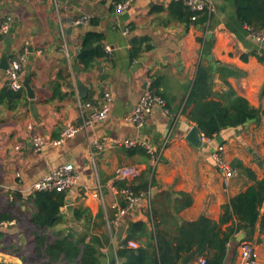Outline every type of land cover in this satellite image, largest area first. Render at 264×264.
<instances>
[{
  "label": "crops",
  "instance_id": "1",
  "mask_svg": "<svg viewBox=\"0 0 264 264\" xmlns=\"http://www.w3.org/2000/svg\"><path fill=\"white\" fill-rule=\"evenodd\" d=\"M175 1L191 11L187 0H132L124 10L116 9L115 0H61L58 19L52 0H0V23L11 19L8 33L0 37V60L3 55L9 60L24 54L23 78H29L34 91L31 98L25 88L20 90L15 109L0 104V208L20 194L21 208L27 211L20 224L12 220L0 229L14 236L18 245H26L34 232L41 236L46 231L45 237L53 239L58 231L86 232L88 238L107 230L112 248L102 251L114 252L130 222L143 221L153 228V202L157 209L170 212L169 223L192 221L201 214L218 220L221 206L252 184L236 161L264 179V114L259 121L220 132L223 156L235 170L226 178L213 156L217 141L190 144L186 137L195 124L183 113L199 65L210 62L225 67L214 71L213 91L227 90L229 85L264 110V61L258 57L264 59V42L259 44L238 20L233 0H211L205 23L177 17L170 10ZM89 31L103 34L105 55L84 69L78 55L82 37ZM133 40L138 54L132 59ZM6 80L5 69L0 68V91ZM80 82L87 88L85 97L79 95ZM145 89L162 97L165 107H155L144 126L137 128L124 117ZM105 103L106 116L84 124L93 107L100 109ZM69 126L78 131L53 144ZM33 135L46 143L39 151L32 145ZM130 139L135 144L125 145L124 140ZM143 142L157 153L156 162ZM65 162L74 164L79 182L66 191L61 222L39 230L30 223L36 210L30 199L31 184ZM126 165L137 166L138 177L117 178L115 169ZM143 182L147 190L135 193L137 201L119 216L117 211L126 202L122 184ZM76 208H87L89 220H74ZM260 211L264 213V201ZM247 240L257 251V264H264L260 218ZM228 246L224 264H242L239 244L233 241ZM14 248L0 249V264L24 263Z\"/></svg>",
  "mask_w": 264,
  "mask_h": 264
},
{
  "label": "trees",
  "instance_id": "2",
  "mask_svg": "<svg viewBox=\"0 0 264 264\" xmlns=\"http://www.w3.org/2000/svg\"><path fill=\"white\" fill-rule=\"evenodd\" d=\"M121 2L124 0H115ZM234 12L238 20L246 25L251 32L264 30V0H233ZM170 10L177 17L191 20L193 15L181 1L170 4ZM210 16L207 9L193 20L205 23ZM4 37V36H3ZM102 33L89 31L81 40L78 59L84 69L89 68L99 57L105 55L101 45ZM255 53V51H253ZM138 52L134 40L130 49L133 59ZM245 57V56H244ZM264 61L262 55H258ZM218 67L214 62L199 65L193 85L183 107L189 121L193 122L204 136L214 138L221 131L238 127L248 121H259L264 110L252 106L248 100L228 85L227 90L213 91L210 80ZM24 89V87H23ZM264 94V85L262 88ZM155 94V93H154ZM21 96L7 86L0 91V104L6 103L15 109ZM235 166L252 180V184L239 191L221 206L218 220L204 214L192 221L168 222L171 216L166 209H157L152 203L153 228L149 229L143 221L130 222L125 237L117 244L114 252L103 253V249L111 250V233L104 230L99 234L58 231L55 238L45 237L46 231L40 236L38 232L28 237L26 245H18L14 236L0 229V249L20 254L23 264H197L200 258L204 264H224L229 244L236 241V235L244 231L246 240L250 237L259 218L264 224V213L260 208L264 201V179H258L241 161ZM133 193L147 190V182L138 186L124 185ZM21 195L7 202L0 208V227L8 226L7 222L15 220L21 223L27 211L21 208ZM36 210L30 217V223L39 230L54 228L63 219L61 207L66 200V191L36 190L30 195ZM189 203V201H187ZM122 202L121 206H125ZM88 209L76 208L74 220H89ZM230 222V223H229ZM228 225L222 228L224 224ZM32 227V226H31ZM137 243L136 247L128 245V241ZM27 246V247H26ZM27 248L28 254L25 253ZM20 252V253H19ZM38 260V263L36 262Z\"/></svg>",
  "mask_w": 264,
  "mask_h": 264
},
{
  "label": "built area",
  "instance_id": "3",
  "mask_svg": "<svg viewBox=\"0 0 264 264\" xmlns=\"http://www.w3.org/2000/svg\"><path fill=\"white\" fill-rule=\"evenodd\" d=\"M55 14L57 18L60 17L61 12V0H52ZM132 0H124L121 2L115 3L117 10L127 9ZM187 5L190 10L193 12L191 16L192 20H195L198 17V13L204 11L205 9L211 8V0H187ZM76 22H81V20H77ZM11 26V19L8 17L0 23V37L5 36ZM59 28L61 31V35L64 37L65 31L62 23L59 20ZM254 39L259 43L264 42V30L259 32H252ZM25 61V55L20 54L14 57H11L9 62V67L5 69L6 72V85L9 89L18 92L23 89V65ZM106 98H108L109 94L105 92ZM155 107H165V103L162 97L154 94L152 91L145 89L140 96L138 102L134 106V109L131 113L126 115L124 119L129 123L133 124L137 128H141L145 124V117L148 113H150ZM108 111V103H105L100 109L93 107V110L90 114V117L84 121L85 123H89L92 120L103 119ZM78 128L75 127H67L61 133V135L55 139L52 143L58 144L62 140L71 137ZM200 134V142H209L211 140H215L214 138H209L203 135L199 131ZM46 143L43 139L38 135L32 136V145L36 151L42 149V147ZM124 144L127 146H131L135 144L134 140H124ZM143 146L145 149L151 154L154 162L158 160V155L155 153L153 147L143 142ZM16 148H20V145H17ZM213 156L216 160L217 167L221 172H223L226 178L233 176L235 170L229 165V163L225 160L223 156V148L220 143L217 144ZM140 170L137 166H120L115 169V175L120 179H134L138 177ZM80 176L73 163L65 162L57 166L55 169L47 172L42 177L37 179L31 184V190H56V191H67L73 186L77 185L79 182ZM121 194L126 199V206L117 211L118 215H122L125 209L131 207L137 198L139 197L133 191L126 187L121 189ZM97 195V193H95ZM128 245L131 247H136L137 243L133 240L128 241ZM239 253L242 260V264H257L258 262V254L253 246L248 240H242L239 244ZM204 259L200 258L197 264H204Z\"/></svg>",
  "mask_w": 264,
  "mask_h": 264
},
{
  "label": "water",
  "instance_id": "4",
  "mask_svg": "<svg viewBox=\"0 0 264 264\" xmlns=\"http://www.w3.org/2000/svg\"><path fill=\"white\" fill-rule=\"evenodd\" d=\"M64 1V0H62ZM9 67V62L7 59L6 55H3V57L0 60V68L2 69H6ZM23 86L27 91V94L29 97L33 98L34 97V91L30 86L29 83V78L25 77L23 80ZM86 86L83 83H79L78 84V91H79V95L82 97L86 96ZM186 139L189 141L190 144H192L193 146H198L201 142H200V134H199V129L197 128L196 125L192 126L191 129L189 130V132L187 133V137ZM215 140L217 141V143H221L222 137L220 135H217L215 137ZM66 209L68 210H72V205H67ZM245 237V233L244 232H239L236 235V240L239 242L241 241L243 238Z\"/></svg>",
  "mask_w": 264,
  "mask_h": 264
}]
</instances>
